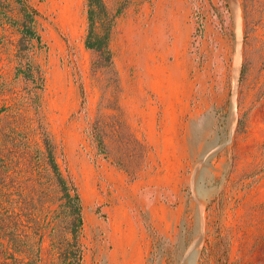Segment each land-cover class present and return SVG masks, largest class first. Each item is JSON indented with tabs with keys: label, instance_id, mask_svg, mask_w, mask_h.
<instances>
[{
	"label": "rangeland",
	"instance_id": "374dc122",
	"mask_svg": "<svg viewBox=\"0 0 264 264\" xmlns=\"http://www.w3.org/2000/svg\"><path fill=\"white\" fill-rule=\"evenodd\" d=\"M33 2L42 45L0 19V264H15L14 233L42 234L40 264L56 259L42 125L83 195L82 264H264V0H106L124 117L153 147L135 178L86 133L114 94L85 45L87 0Z\"/></svg>",
	"mask_w": 264,
	"mask_h": 264
},
{
	"label": "trees",
	"instance_id": "16d2710c",
	"mask_svg": "<svg viewBox=\"0 0 264 264\" xmlns=\"http://www.w3.org/2000/svg\"><path fill=\"white\" fill-rule=\"evenodd\" d=\"M88 26L85 45L96 53L93 66L103 70L107 77V86L113 94L108 97L104 93L98 113L88 120L86 133L97 149L99 155L110 158L119 167L124 168L132 177H137L150 163L153 147L144 137L133 133L124 117L120 103L123 92L122 82L116 67L112 36L117 14L113 13L106 0H87ZM0 0V19L2 23H10L20 29L23 38L34 44L44 43L38 28V16L41 11L33 0H14V5L8 8ZM30 73V72H29ZM82 102L81 110L88 112V96L84 82L80 84ZM111 96V94H110ZM110 100L115 104H107ZM115 109L116 113H108L106 109ZM43 147L48 166L49 182L46 186V199H51L52 189L57 191L58 206L55 210V226L51 230V250L56 256L53 264H82L85 254L84 243V200L80 186L67 165L62 141H58L51 130L42 125ZM4 158L0 153V230L4 228V213L6 202V184L4 177ZM14 213V230L21 228L19 214ZM49 225H52L51 223ZM44 236L23 238L14 233L9 242L14 248L15 264H40ZM5 245L4 233H0V247ZM17 254V255H16Z\"/></svg>",
	"mask_w": 264,
	"mask_h": 264
},
{
	"label": "bare ground",
	"instance_id": "6f19581e",
	"mask_svg": "<svg viewBox=\"0 0 264 264\" xmlns=\"http://www.w3.org/2000/svg\"><path fill=\"white\" fill-rule=\"evenodd\" d=\"M136 257V256H135ZM138 257V256H137ZM136 259V258H135ZM135 259H130V261L128 262V264H135L136 262H137V260H136V262H135Z\"/></svg>",
	"mask_w": 264,
	"mask_h": 264
}]
</instances>
